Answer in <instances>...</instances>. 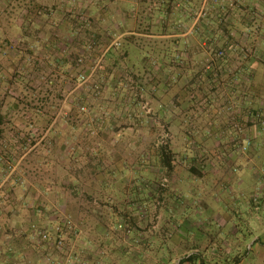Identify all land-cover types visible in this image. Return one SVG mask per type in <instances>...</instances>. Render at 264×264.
Returning a JSON list of instances; mask_svg holds the SVG:
<instances>
[{"label": "rangeland", "instance_id": "rangeland-1", "mask_svg": "<svg viewBox=\"0 0 264 264\" xmlns=\"http://www.w3.org/2000/svg\"><path fill=\"white\" fill-rule=\"evenodd\" d=\"M75 1L0 0V223L18 230L25 238L19 246L46 264H78L83 241L98 257L93 264H107L101 255L110 237L117 251L132 240L173 264L176 250L205 238L210 191L225 200L233 185L225 177L264 174V135H243L235 100L225 97L236 74L264 93V0L258 7L212 0L215 32L195 44L208 47L205 54L175 50L162 59L154 49L132 50L137 69L130 74L112 34L102 44L109 48L104 58L84 61L99 48L89 16L98 7ZM101 10L107 17V7ZM104 65L110 78L98 81ZM222 113L228 121L212 127L209 116ZM161 146L172 152V170L156 161ZM221 199L212 200L219 209Z\"/></svg>", "mask_w": 264, "mask_h": 264}, {"label": "crops", "instance_id": "crops-1", "mask_svg": "<svg viewBox=\"0 0 264 264\" xmlns=\"http://www.w3.org/2000/svg\"><path fill=\"white\" fill-rule=\"evenodd\" d=\"M80 1L82 0L75 1L73 3L74 6L76 7V3L80 6ZM94 1L98 9L90 11L89 16L94 26L96 25L97 27L92 36L99 42V48H94L92 52L86 51L84 61L86 60L90 63L99 55L104 58L109 51L108 47L102 51L104 49L102 47L104 45L102 44H105L104 39L107 34H112L115 40H119L123 45L121 60L125 64L123 69L129 74L133 69H137L136 66H133L134 63L131 60L132 50L139 49L141 54L142 52L148 54L151 52V49H154L157 54L163 56L162 59H165L164 56L173 54L175 50H181L187 55L205 54L209 50L208 47L195 46V44L197 39H209L212 37V32H215L213 23L216 20L211 17L213 10L211 6L212 0ZM244 1L235 0L236 5ZM259 1L246 0L245 3L248 6L258 7ZM34 3L39 4L40 2L35 1ZM49 5V12L46 11L44 13L45 17L47 15L51 16L52 8H55V3ZM66 5L71 6V4ZM100 6L107 7V17L103 16V10L100 11ZM202 11H205V15L210 14V16L201 19ZM50 20H53V17ZM67 20L66 17L61 19L59 25L62 27V30L67 27ZM146 39H152L153 43H155L143 48L144 46L140 42ZM170 41L171 43H168ZM81 49L83 50V47ZM81 53H84V50ZM117 53H120V51H117ZM62 56H65L64 52H62ZM111 59V56L108 55L104 63L109 64ZM59 63L63 66L66 65L65 60H61ZM105 67L106 65L101 70L105 74L103 75L104 78L98 76V81L110 78L108 72L106 73L107 69ZM99 73L101 74V72ZM234 77L233 83L235 86L227 85L225 97L235 100L238 112L236 117L242 119L243 123L241 125L245 127L243 135H264V93L261 96L258 84L254 80L244 79L241 75L237 74ZM230 86H234V90L230 89ZM245 87L248 88L247 91L251 94L248 98L245 97ZM260 100L261 104L258 103ZM118 101L119 103L122 101L121 96H119ZM123 101L126 102L125 99ZM118 107L123 110V105L119 104ZM248 108L250 109L248 110ZM126 110L130 113V104H128ZM219 116L218 114L215 117L209 116V119L213 122L212 127L215 126L217 128L222 125L221 119H224L226 122L228 121V114L223 115L222 113L221 117ZM261 162L264 167V156ZM225 179V182L227 184L232 183L233 187L229 186L228 191H223L226 194L225 200L221 199V196L216 195V191H210L207 194L206 201L203 203L205 205L204 213L206 214L203 220L205 222L203 229L205 231L203 234L205 238L194 242L196 249L192 253H196V260L194 262L186 261L182 264H198L200 261L205 264H230V262H233V264H264V174L259 175L253 172L252 175L239 176L236 179L227 176ZM212 198L223 200L224 204L220 200L224 205L223 208L219 209L216 207ZM4 211L6 210L0 205V212ZM7 211H10V209H7ZM11 212L12 214L18 213L14 209H11ZM180 219L181 214L178 221ZM5 227L8 226L0 223V264L48 263L42 255L35 253L33 250L24 251L19 244L22 241L24 242L25 238L19 236L18 230ZM216 230L219 231L217 237ZM221 230H224L226 238L220 237V235H223ZM244 231L247 234H244ZM211 233L215 234L214 238ZM239 233L241 237H238ZM108 239L107 252L101 255V258L107 264H135L138 262L146 264L144 261L139 260L137 256L148 260L151 262L150 264H163L164 262L165 257L162 253L160 256L156 255L158 253L149 254L150 252H148L146 247L141 246L140 248L135 246L132 240L127 244L129 246H124V248L117 251L119 246L116 243V239L112 238L111 240V237ZM100 244H98V248L104 246V243L103 245ZM90 247L92 246L86 241H83L79 246L83 255H81L82 257L78 264H93L95 259L98 258L96 254L93 256ZM186 253V251L177 252L176 250L170 262L180 264V261L188 256L185 255Z\"/></svg>", "mask_w": 264, "mask_h": 264}, {"label": "trees", "instance_id": "trees-1", "mask_svg": "<svg viewBox=\"0 0 264 264\" xmlns=\"http://www.w3.org/2000/svg\"><path fill=\"white\" fill-rule=\"evenodd\" d=\"M155 153V157H156V161L163 167L166 168L168 170H172L173 169V158H172V152L170 150V148L168 146H161L160 148L154 150ZM123 217V221L125 222H132V224L136 223V218L131 215L130 217L126 216V214H122L121 215ZM125 217V218H124ZM131 220V221H130ZM185 250L187 253L185 255H188L187 257L183 258L180 261V264L184 263V262H194L196 260V253H192V251L194 249H196V247L194 248H189ZM198 264H205L204 262L200 261Z\"/></svg>", "mask_w": 264, "mask_h": 264}]
</instances>
